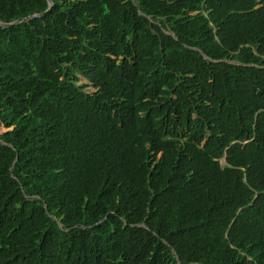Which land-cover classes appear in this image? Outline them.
I'll return each mask as SVG.
<instances>
[{"label":"trees","instance_id":"1","mask_svg":"<svg viewBox=\"0 0 264 264\" xmlns=\"http://www.w3.org/2000/svg\"><path fill=\"white\" fill-rule=\"evenodd\" d=\"M0 264H264V0L0 26Z\"/></svg>","mask_w":264,"mask_h":264},{"label":"water","instance_id":"2","mask_svg":"<svg viewBox=\"0 0 264 264\" xmlns=\"http://www.w3.org/2000/svg\"><path fill=\"white\" fill-rule=\"evenodd\" d=\"M47 3H48V6L46 7V9H44L42 11L32 12V13H29L28 15H26V16H23V17H20V18L11 20V21H6V22L0 21V26H7V25H10V24L16 23V22H18V21H20L22 19L29 18V17L40 16V15L44 14L50 8L51 0H47Z\"/></svg>","mask_w":264,"mask_h":264},{"label":"rangeland","instance_id":"3","mask_svg":"<svg viewBox=\"0 0 264 264\" xmlns=\"http://www.w3.org/2000/svg\"><path fill=\"white\" fill-rule=\"evenodd\" d=\"M82 81H83V82H86V80H85L84 78L81 77L80 80H78V83H81ZM220 161L222 162L223 160L220 159Z\"/></svg>","mask_w":264,"mask_h":264}]
</instances>
